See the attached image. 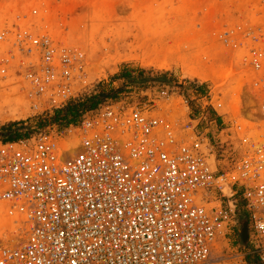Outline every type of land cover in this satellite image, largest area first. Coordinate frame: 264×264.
Here are the masks:
<instances>
[{"label": "built area", "instance_id": "obj_1", "mask_svg": "<svg viewBox=\"0 0 264 264\" xmlns=\"http://www.w3.org/2000/svg\"><path fill=\"white\" fill-rule=\"evenodd\" d=\"M14 36L20 52L38 56L30 97L63 103L84 76L81 53L48 34ZM245 37L260 118L231 167L212 168L191 120L147 102H105L62 143L47 133L0 141V213L17 217L0 234V264H264V28ZM236 197L255 261L216 254L237 223Z\"/></svg>", "mask_w": 264, "mask_h": 264}, {"label": "rangeland", "instance_id": "obj_2", "mask_svg": "<svg viewBox=\"0 0 264 264\" xmlns=\"http://www.w3.org/2000/svg\"><path fill=\"white\" fill-rule=\"evenodd\" d=\"M261 7L264 0H0V32H6L0 40V141L18 132L24 135L7 141L47 133L62 143L105 102H147L171 119L191 120L211 147L212 168L231 167L243 154L245 132L256 133L260 118L255 72L243 62L254 45L246 33L264 28ZM17 29L48 34L59 48L81 53L84 76L63 103L30 97L29 61L35 65L38 56L14 45ZM100 87L109 95L75 123L38 126L40 115ZM235 199L237 223L216 254L221 261L240 254L255 261L240 235L247 212ZM16 219L0 213V234Z\"/></svg>", "mask_w": 264, "mask_h": 264}, {"label": "trees", "instance_id": "obj_3", "mask_svg": "<svg viewBox=\"0 0 264 264\" xmlns=\"http://www.w3.org/2000/svg\"><path fill=\"white\" fill-rule=\"evenodd\" d=\"M112 90H110L111 92ZM109 93H106L101 87L87 95H84L77 99L69 100L65 105L60 108L53 109L50 113H44L37 117L38 126H47L49 124H58L66 126L70 123H75L81 114L87 110H91L102 101V98L108 96ZM17 123H10L7 127H3V130L16 126ZM8 130V129H7ZM24 134L14 132L11 135L4 136L3 141L14 140Z\"/></svg>", "mask_w": 264, "mask_h": 264}, {"label": "water", "instance_id": "obj_4", "mask_svg": "<svg viewBox=\"0 0 264 264\" xmlns=\"http://www.w3.org/2000/svg\"><path fill=\"white\" fill-rule=\"evenodd\" d=\"M138 81V80H136ZM241 239L243 242H245L247 238V222L243 223L241 230H240Z\"/></svg>", "mask_w": 264, "mask_h": 264}, {"label": "bare ground", "instance_id": "obj_5", "mask_svg": "<svg viewBox=\"0 0 264 264\" xmlns=\"http://www.w3.org/2000/svg\"><path fill=\"white\" fill-rule=\"evenodd\" d=\"M199 77H200V76H199ZM204 77H206V76H204ZM72 144H74V143L72 142ZM71 153H73V152H70V154H71ZM11 223H12V221H11ZM8 225H10V222L8 223Z\"/></svg>", "mask_w": 264, "mask_h": 264}]
</instances>
